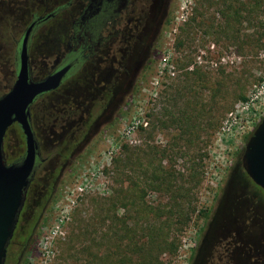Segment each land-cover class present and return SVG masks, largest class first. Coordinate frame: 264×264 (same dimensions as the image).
Returning a JSON list of instances; mask_svg holds the SVG:
<instances>
[{
  "label": "rangeland",
  "instance_id": "rangeland-1",
  "mask_svg": "<svg viewBox=\"0 0 264 264\" xmlns=\"http://www.w3.org/2000/svg\"><path fill=\"white\" fill-rule=\"evenodd\" d=\"M158 2L147 61L146 50L136 57L141 46L138 43L122 68L120 94L124 101L116 119L111 120L114 104L106 106V99L101 98L89 112L93 131L79 145L77 137L70 133L59 145L52 133L43 134L38 129L40 163L4 264H36L33 258L37 260L39 237L54 225L60 229L54 238L50 264H89L90 252L96 253L91 264H102L123 250L115 243L122 233L113 234L110 226L113 219L123 222L124 218L134 240L124 246V253L130 255V249L137 250L141 241L149 239L143 227L147 225L145 221L158 226L154 221L158 208L168 209L178 202L188 219L166 222L169 227L163 228L162 235L167 234L165 238L174 241L176 249L151 250L152 261L157 255L161 264H188L205 225L213 221L219 209L235 206L240 222L251 218L264 221V195L249 178L243 159L250 133L264 116V11L258 0L232 2L233 8L241 9L239 21L225 26L219 11L223 7L221 0H170L168 7ZM13 38L17 35H5L9 53ZM164 61L167 65H163ZM37 64V72L44 70L41 62ZM80 69L69 74L58 93L40 97L34 106L59 105L67 102L64 94L76 96L84 85ZM257 86L263 92L255 101L256 107L239 105L253 96ZM58 95L61 101H56ZM183 108L191 113L194 127L179 134V127L170 123L169 112L177 115ZM219 114L220 122L215 125ZM137 120L138 125L131 128L132 121ZM23 139L18 127L9 130L4 146L7 162L23 154ZM128 151L132 152L129 164L135 173H139L138 162L152 164L147 171L149 177L154 168H165L166 173H173V183L185 188L183 196L179 197L173 188L150 186L144 201L151 212L144 220L133 213L137 198L128 191L127 203L111 206V199L122 186L117 167ZM53 168L61 172L55 194L48 202L49 210L26 238L23 233L39 214L48 184L53 182ZM78 172L94 181L96 187L74 195L72 202L66 197L67 188ZM158 235L161 239L160 230ZM98 240L102 243L97 245ZM28 243L30 250L19 262ZM38 263L43 264L40 260Z\"/></svg>",
  "mask_w": 264,
  "mask_h": 264
},
{
  "label": "flooded vegetation",
  "instance_id": "flooded-vegetation-1",
  "mask_svg": "<svg viewBox=\"0 0 264 264\" xmlns=\"http://www.w3.org/2000/svg\"><path fill=\"white\" fill-rule=\"evenodd\" d=\"M158 1L167 7L170 3V0H0V98L10 91L17 78L26 35L30 79L40 80L70 65L60 85L38 95L30 105L35 140L39 129L43 134L52 133L59 145L67 133L77 137L78 145L84 142L93 131L89 112L101 98L106 99V106L114 104L111 120L116 119L124 101V95L120 94L122 68L138 43L141 46L135 52L136 57L146 50L147 61L152 46L154 7ZM5 35H17L12 39V53L7 50ZM39 62L44 70L37 72ZM76 67L81 68L84 79L76 96L64 94L67 102L62 100L59 105L56 102L40 108L34 106L39 97L58 93ZM98 92L102 94H96ZM55 99L61 101L62 97L58 95ZM12 125L3 140L2 155L7 164L15 161L7 162L4 155L5 140ZM23 140L25 145V137ZM39 157L37 143L36 161ZM59 172L60 169H52L53 182L48 184L40 212L34 222L27 225L24 237L33 234L44 220L48 202L57 188ZM251 181L264 195V189ZM31 184L30 179L17 224L28 201ZM234 208L219 209L213 221L207 222L188 264H264V221L251 218L240 222Z\"/></svg>",
  "mask_w": 264,
  "mask_h": 264
},
{
  "label": "water",
  "instance_id": "water-1",
  "mask_svg": "<svg viewBox=\"0 0 264 264\" xmlns=\"http://www.w3.org/2000/svg\"><path fill=\"white\" fill-rule=\"evenodd\" d=\"M27 41L28 35L22 43L17 78L10 91L0 98V264L5 262L36 164L37 143L30 124V105L38 95L56 89L70 68L66 65L40 80L30 79ZM15 122L24 134L25 151L19 163L7 164L2 155L3 140ZM243 159L250 178L264 189V116L245 145Z\"/></svg>",
  "mask_w": 264,
  "mask_h": 264
},
{
  "label": "trees",
  "instance_id": "trees-1",
  "mask_svg": "<svg viewBox=\"0 0 264 264\" xmlns=\"http://www.w3.org/2000/svg\"><path fill=\"white\" fill-rule=\"evenodd\" d=\"M221 1H222L223 7H221L219 11L221 12V15L224 19L225 26H228V24L231 23V21H234V22L239 21L238 16H240L241 9L236 8V7L233 8L231 6V3L232 2L236 3V2H239L240 0H221ZM258 3L260 5V8H262V10L264 11V0H258ZM249 11L252 12L253 10L251 9ZM250 19L252 20V17ZM263 30H264V26H263ZM169 114L171 116V121H172L170 123L174 125V127H177V126L179 127L177 128L179 134H186L187 132L191 130V128L194 127V126L192 127L191 125L193 117L186 108H183L181 111H179L177 115L174 114L173 111L169 112ZM220 117H221V114H219L218 118L214 120L215 125L219 124ZM12 127H18L20 129L17 123L13 124ZM33 130H35L34 126H33ZM253 131L250 133V136L253 134ZM38 136L39 134H36L37 143H38ZM163 150L165 151V149ZM128 152L129 154L125 156V160H121V164H119V166L117 167V172L121 175L120 182L122 186L117 191V195H115V197L111 199L112 201L111 206L116 207L117 203H121V204L127 203L128 201H126L127 200L126 194L128 191L129 194H135V198H137V202L135 203L136 207H135V210H133V213H135L136 218H138V215L139 216L142 215L141 218L142 220H144L146 219V216L151 212V209L147 206V204H145V201H144L145 190L149 188L150 186L157 185L158 187L162 188V185H163L164 187H168L170 189L173 188L178 192L177 195L179 197L183 196L185 188L182 185L174 184L173 183L174 181L173 173L171 172L166 173L165 168H154L152 176L149 177L147 171L149 170V165L151 166L152 164L149 161L144 163L145 165L142 162H138L137 165L139 167V170H138L139 173H135V169L133 168V166L130 165L132 164V160H131L132 152L130 151ZM22 155L18 157L17 159H15L13 163H19L22 159ZM39 163H40V159L38 158L36 161L34 172L37 171ZM159 164L161 165V161H159ZM33 177L31 178V181L33 180ZM125 183H127L126 186H124ZM122 193H125V194H122ZM202 211L203 210H201V212ZM155 213L157 215L154 221L158 223V226H155V224L152 223V221H148V220L145 221L147 222V225L143 227L147 231L145 232V234H147V237H149V239L141 241V243H139V247L137 248V250L130 249V255H126L124 253V246L126 245V243L128 244L134 243L133 238L130 237V233H131L130 229L127 228V226H125L127 225L126 224L127 220H125L124 218L123 222H117L116 220L113 219V221L115 222H113V224L110 226L112 228V233L117 234V235L122 233L121 236H119V238L115 240V243L118 248L123 246V250L120 251V253L117 256L116 255L113 256L114 259L112 258L111 260L106 259L103 261L102 264H161V262L158 261L157 255H154L155 261H152V254L150 253L151 250L155 252H159V251L161 252L164 250H168L170 252L175 251L176 249L175 242L168 241L165 238V235L167 234H164V236L162 237L163 228L169 227V224L167 225L165 223L172 222L173 219H176V220L182 219V222H186V219H188L187 212L184 211V209L181 207V204L178 202L174 204V206H172L171 204V206H169L168 209L167 207L158 208V210ZM159 230L161 232V236H160L162 237L161 239L159 238V235H158ZM100 243L102 242L98 240L97 245ZM29 250H30V243L24 246L19 262L22 261V259H24L27 256ZM88 255L90 256L89 264H91V261H92L91 259L95 257L96 253L90 252L88 253ZM134 255H136L135 262L133 260Z\"/></svg>",
  "mask_w": 264,
  "mask_h": 264
},
{
  "label": "built area",
  "instance_id": "built-area-1",
  "mask_svg": "<svg viewBox=\"0 0 264 264\" xmlns=\"http://www.w3.org/2000/svg\"><path fill=\"white\" fill-rule=\"evenodd\" d=\"M163 65H167V61L163 62ZM170 66V65H169ZM263 92L262 87H255L253 90V96L249 98L246 102H241L239 105H242L243 107H249L250 105H253L255 108V101L258 98V96H261ZM263 116V114L260 116V118ZM259 118V119H260ZM138 125L137 121H132L131 128L136 127ZM78 172L73 177V182L69 183V187L67 188V199L75 202L74 195H83L90 190L95 189V182L90 181V179L87 180V177L81 176ZM98 174H101L100 172H97ZM68 192H71L73 196H70ZM60 227L58 225H54L48 230H44V232L40 235L38 240V248H37V260L33 258V262L37 264V261L40 260L43 262V264H50L52 257L54 255L53 252V242L56 234L58 233V230ZM39 264V263H38Z\"/></svg>",
  "mask_w": 264,
  "mask_h": 264
}]
</instances>
